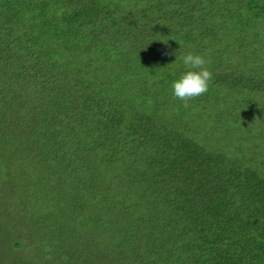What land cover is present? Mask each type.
I'll use <instances>...</instances> for the list:
<instances>
[{
  "label": "trees",
  "instance_id": "1",
  "mask_svg": "<svg viewBox=\"0 0 264 264\" xmlns=\"http://www.w3.org/2000/svg\"><path fill=\"white\" fill-rule=\"evenodd\" d=\"M0 199L41 264H264V0H0Z\"/></svg>",
  "mask_w": 264,
  "mask_h": 264
},
{
  "label": "clouds",
  "instance_id": "2",
  "mask_svg": "<svg viewBox=\"0 0 264 264\" xmlns=\"http://www.w3.org/2000/svg\"><path fill=\"white\" fill-rule=\"evenodd\" d=\"M180 59L188 70L172 83L171 88L173 97L182 101L183 106L187 108L189 101L208 91L212 73L206 67V59L200 54L189 52Z\"/></svg>",
  "mask_w": 264,
  "mask_h": 264
},
{
  "label": "rangeland",
  "instance_id": "3",
  "mask_svg": "<svg viewBox=\"0 0 264 264\" xmlns=\"http://www.w3.org/2000/svg\"><path fill=\"white\" fill-rule=\"evenodd\" d=\"M1 214H4V216L2 217ZM8 223L9 218L4 212L3 201L0 199V264H41L36 257L32 256L31 249L28 248V250H23L21 253L13 249L15 239L9 234L12 230ZM27 254L29 262L25 259Z\"/></svg>",
  "mask_w": 264,
  "mask_h": 264
}]
</instances>
